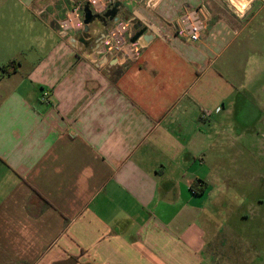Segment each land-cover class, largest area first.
<instances>
[{"label": "crops", "instance_id": "crops-1", "mask_svg": "<svg viewBox=\"0 0 264 264\" xmlns=\"http://www.w3.org/2000/svg\"><path fill=\"white\" fill-rule=\"evenodd\" d=\"M88 1L0 0V264H215L205 166L248 88L216 69L215 49L264 0L239 23L209 14L196 43L176 20L203 0H98L122 4L119 22L64 33ZM125 22L138 59L100 55Z\"/></svg>", "mask_w": 264, "mask_h": 264}, {"label": "rangeland", "instance_id": "rangeland-1", "mask_svg": "<svg viewBox=\"0 0 264 264\" xmlns=\"http://www.w3.org/2000/svg\"><path fill=\"white\" fill-rule=\"evenodd\" d=\"M249 2L203 0L202 4L212 20L237 21ZM251 9L250 15L258 12L256 18L239 35H232V44L220 42L215 49L221 54L216 69L227 81L248 87L247 98L235 99L237 109L221 118L225 135L221 156L205 166L213 175L209 197L214 207L207 215L215 221L209 250L215 264H264V1ZM230 123L236 125L230 126L231 131ZM229 134L234 140H228Z\"/></svg>", "mask_w": 264, "mask_h": 264}, {"label": "built area", "instance_id": "built-area-1", "mask_svg": "<svg viewBox=\"0 0 264 264\" xmlns=\"http://www.w3.org/2000/svg\"><path fill=\"white\" fill-rule=\"evenodd\" d=\"M87 4L96 13L104 14L103 6L98 3V0H89ZM84 7V2H76L73 4L66 19L61 23V29L64 33H77L85 30ZM208 20L209 12L203 4L194 7L185 6L182 14L176 20L177 32L188 38L191 42H200L203 33L207 29ZM132 30L133 25L131 22L118 23L101 44L99 54L102 56L115 55L123 61L138 59L140 47L131 41L133 38ZM49 95V91H45L42 100L46 101ZM219 111L220 109H217V112ZM203 117L206 118L207 115Z\"/></svg>", "mask_w": 264, "mask_h": 264}, {"label": "water", "instance_id": "water-1", "mask_svg": "<svg viewBox=\"0 0 264 264\" xmlns=\"http://www.w3.org/2000/svg\"><path fill=\"white\" fill-rule=\"evenodd\" d=\"M122 6L121 3L117 2L107 10L104 14H94L93 10L91 9L89 4H86L84 7V23H85V30L84 34L88 35L93 30V25L96 21H99L107 26L109 23L112 22H119V18L117 14L119 12V8ZM140 33L132 39V42H136L138 40Z\"/></svg>", "mask_w": 264, "mask_h": 264}, {"label": "trees", "instance_id": "trees-1", "mask_svg": "<svg viewBox=\"0 0 264 264\" xmlns=\"http://www.w3.org/2000/svg\"><path fill=\"white\" fill-rule=\"evenodd\" d=\"M204 185H207L206 183L204 184ZM196 187L198 188L199 186H198V184L196 185H193V188H195L196 189ZM197 191L198 192H200V193H202L203 191H204V189L202 188V189H197Z\"/></svg>", "mask_w": 264, "mask_h": 264}, {"label": "bare ground", "instance_id": "bare-ground-1", "mask_svg": "<svg viewBox=\"0 0 264 264\" xmlns=\"http://www.w3.org/2000/svg\"><path fill=\"white\" fill-rule=\"evenodd\" d=\"M243 4H245V3L243 2Z\"/></svg>", "mask_w": 264, "mask_h": 264}]
</instances>
